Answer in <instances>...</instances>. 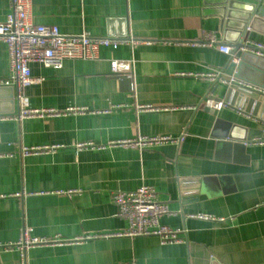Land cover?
<instances>
[{
  "label": "crops",
  "instance_id": "crops-1",
  "mask_svg": "<svg viewBox=\"0 0 264 264\" xmlns=\"http://www.w3.org/2000/svg\"><path fill=\"white\" fill-rule=\"evenodd\" d=\"M221 1H32L36 25L139 43L102 47L97 60H66L60 70L30 65L39 80L25 92L30 108L83 112L0 120V245L17 244L26 228L33 238L62 242L32 248L24 258L17 247H1L0 264H264V144L252 143L264 135L230 142L220 125L264 132V98L257 114L233 105L203 107L211 90L226 100L230 86H213L202 74L235 76L231 56L193 44L205 33L230 46L240 37L233 27L239 21L220 17ZM232 1L238 2L236 17L249 4L264 6V0ZM10 13V0H0V23ZM256 19L247 42L264 45V18ZM132 58V77L112 73L111 61ZM255 62L240 81L264 89V59ZM9 76L8 47L0 43V80ZM8 88L0 87V117L19 112L16 90L11 98ZM140 105L153 109L140 111ZM140 136L182 141L144 151L108 146ZM82 144L95 148L79 149ZM51 146L58 148L22 153ZM144 185L168 206L161 225L179 230L182 242L105 236L128 228L117 216L113 193ZM200 214L214 220L196 218ZM86 236L96 237L79 241Z\"/></svg>",
  "mask_w": 264,
  "mask_h": 264
},
{
  "label": "built area",
  "instance_id": "built-area-1",
  "mask_svg": "<svg viewBox=\"0 0 264 264\" xmlns=\"http://www.w3.org/2000/svg\"><path fill=\"white\" fill-rule=\"evenodd\" d=\"M33 0H10L11 13L7 20L0 23V43L8 47L10 61V76L0 80V87H14L16 98L19 104V112L13 116L0 117V120L11 119L21 121L27 118L59 117L68 113H81L83 110L69 109L60 112L54 109H32L28 104L25 92L30 86L39 82L31 75L30 65L33 63L54 70H60L66 60H97L99 51L102 47L117 48L120 45L131 42L133 45L139 41L134 39L120 38H100L93 37L88 33L79 35L62 34L56 26L36 25L30 21V8ZM194 45L216 47L220 52L233 57L234 47L220 43L213 33H205L203 38ZM245 54H251L264 59V45L260 43H245L240 48ZM135 60H113L111 61V71L116 76L134 75ZM201 78L217 84H227L228 86L237 85L245 88L264 98V89L258 88L246 82L240 81L235 76L226 77L221 71H213L202 74ZM203 107L220 111L230 108L232 105L222 99H217L211 90L203 101ZM151 106H138L140 111H150ZM182 138L175 139L172 136H140L134 139L110 142L109 147L135 149L144 151L156 146L166 144H179ZM252 143L264 144V140H253ZM95 148L93 144H82L79 149ZM106 147V146H104ZM58 147H33L23 148L24 156L55 151ZM72 193V192H71ZM77 193V192H74ZM112 199L117 207V216L128 222L125 231L116 234L105 235L106 237H130L157 236L162 244H175L182 242L179 230H171L161 225V219L170 214L169 208L165 203L158 200V194L150 186H142L134 192H116ZM196 218L204 220H214L213 217L200 214ZM96 236H86L81 240L93 239ZM60 240H45L33 238L28 228L21 233L20 241L15 245H5L0 248L11 249L17 247L23 258L28 250L37 246L61 244ZM127 264H135L134 262Z\"/></svg>",
  "mask_w": 264,
  "mask_h": 264
},
{
  "label": "water",
  "instance_id": "water-1",
  "mask_svg": "<svg viewBox=\"0 0 264 264\" xmlns=\"http://www.w3.org/2000/svg\"><path fill=\"white\" fill-rule=\"evenodd\" d=\"M237 4L238 2L232 0L221 1V3H219V5L222 6L220 9V17L222 18V20H225L226 17L237 19L239 22L235 24L233 23V27H236L235 32H237L240 37L244 34L245 31L243 40H240L239 37L238 40H235V42L232 44V46L234 47L233 57H235L237 63L232 61L229 67V71L231 73H234L235 78L239 80H247V70H250L248 68V65H257L258 63H256L255 60H259V58L251 54L242 53L240 51V48L244 46L245 43H247V30L251 29V24L257 21V17L264 18V6H262V3L256 5L244 4L247 5L246 8H244V15L236 17L233 12L235 9H237ZM8 89L11 92V98H14L13 88L9 87ZM259 98L261 97L256 93H253L245 88H241L237 85H233L229 87L225 101L229 102L233 106L246 110L247 112L257 114L258 109L262 106ZM220 125L222 127L221 137L227 139L230 142L244 143L248 140H251L252 137L264 135V132H251L247 128H243L242 126L231 122H220ZM215 263L217 262L212 261L211 264Z\"/></svg>",
  "mask_w": 264,
  "mask_h": 264
}]
</instances>
